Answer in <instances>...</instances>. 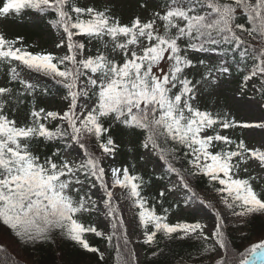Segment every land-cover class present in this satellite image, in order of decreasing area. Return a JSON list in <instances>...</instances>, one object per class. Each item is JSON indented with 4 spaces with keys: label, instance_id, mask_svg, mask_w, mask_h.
I'll list each match as a JSON object with an SVG mask.
<instances>
[{
    "label": "snow or ice",
    "instance_id": "snow-or-ice-1",
    "mask_svg": "<svg viewBox=\"0 0 264 264\" xmlns=\"http://www.w3.org/2000/svg\"><path fill=\"white\" fill-rule=\"evenodd\" d=\"M24 15L44 41L0 29V264L178 242V264H264L232 237L264 224V0H0Z\"/></svg>",
    "mask_w": 264,
    "mask_h": 264
},
{
    "label": "trees",
    "instance_id": "trees-1",
    "mask_svg": "<svg viewBox=\"0 0 264 264\" xmlns=\"http://www.w3.org/2000/svg\"><path fill=\"white\" fill-rule=\"evenodd\" d=\"M26 16V15H24ZM20 19V24L17 22ZM29 18L17 17L11 18L8 21H5L3 24H0V29H4L7 31V34L10 37H15L16 35L24 36L28 43H31L32 38L34 36L41 35V26L36 23L35 27L29 26ZM6 24V25H5ZM3 68H0V79L3 78ZM146 171V170H145ZM154 194V193H153ZM247 231L250 232V236L243 241L239 237V231L233 230L232 237L235 242V246L240 249L244 250L247 246H249L252 242H255L261 238H264V224H262L259 220H257L252 226H250ZM169 248L170 251L166 249L165 255L167 259L171 262V264H178L181 256H185V254L191 250L188 243H175L170 244Z\"/></svg>",
    "mask_w": 264,
    "mask_h": 264
},
{
    "label": "rangeland",
    "instance_id": "rangeland-1",
    "mask_svg": "<svg viewBox=\"0 0 264 264\" xmlns=\"http://www.w3.org/2000/svg\"><path fill=\"white\" fill-rule=\"evenodd\" d=\"M24 18H29V26H31V27H35L36 25V21L31 17V16H29V15H26V16H23ZM18 21L19 22H17L18 24H20L21 22H20V19H18ZM6 25V24H5ZM41 35H36V36H34L33 38H32V41H31V43L33 42V41H35V40H37V39H40V40H42V41H44V35H43V31L41 30ZM236 112H237V116L239 117V116H241V115H244L245 116V118H253L254 116H256V115H259V113L258 112H249V109L247 108V107H237L236 108ZM146 171H147V169H146ZM189 215H191L190 213H188V212H182V213H180V216L181 217H187V216H189ZM209 222H211V218L209 217Z\"/></svg>",
    "mask_w": 264,
    "mask_h": 264
}]
</instances>
